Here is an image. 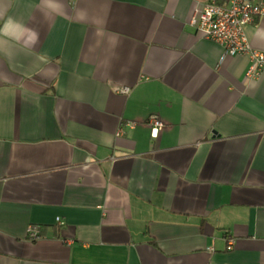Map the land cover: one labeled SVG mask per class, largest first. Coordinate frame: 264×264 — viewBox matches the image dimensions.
<instances>
[{
    "label": "crops",
    "instance_id": "0c3cea01",
    "mask_svg": "<svg viewBox=\"0 0 264 264\" xmlns=\"http://www.w3.org/2000/svg\"><path fill=\"white\" fill-rule=\"evenodd\" d=\"M196 7L0 0V264H264V80Z\"/></svg>",
    "mask_w": 264,
    "mask_h": 264
},
{
    "label": "built area",
    "instance_id": "2783aa9c",
    "mask_svg": "<svg viewBox=\"0 0 264 264\" xmlns=\"http://www.w3.org/2000/svg\"><path fill=\"white\" fill-rule=\"evenodd\" d=\"M191 24L195 27L201 39L217 44L222 49V59L243 55L248 57V67L245 78L250 80H264V52L250 48L244 29L256 20L264 17V0H195ZM123 89L122 93H126ZM146 125L156 137L164 124L156 117L150 116ZM126 126L133 128L134 122H127ZM40 227H30L28 238H39ZM230 249V246L228 247Z\"/></svg>",
    "mask_w": 264,
    "mask_h": 264
}]
</instances>
